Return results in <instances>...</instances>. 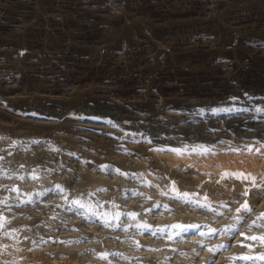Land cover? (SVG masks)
<instances>
[{"label":"rangeland","instance_id":"obj_1","mask_svg":"<svg viewBox=\"0 0 264 264\" xmlns=\"http://www.w3.org/2000/svg\"><path fill=\"white\" fill-rule=\"evenodd\" d=\"M19 1L20 0H4V1L0 0V6H1L0 7L1 9L0 10V21H1L0 22V60L1 58L2 59L4 58L3 60H5V64H7L6 66L9 68V72L12 76V77L10 76V78H12L11 80L13 81L16 80V86L21 88V90L19 89V92H17L18 94L16 93L15 96L13 95V98L17 99V100L14 99L16 100L15 103L12 102L14 100H11L9 102L10 103L9 105L13 108V110L15 108L14 110L15 112H19V109L21 108L22 105L23 106L26 105L25 107H28L31 105L34 106L35 104L36 108H38L41 111L43 110L42 112L46 114H49L52 116L59 115L58 108H51L49 106L48 107L42 106V108H40L39 105L36 104L33 99L38 98L37 96H39L41 91L44 89L42 88L44 84L52 85L54 84V81H56L59 78V74L56 73L57 71L54 74L53 71H49V69H46L48 68V65L51 64V59H55V55H58L57 52L60 55H63V54L66 55L68 52V55L65 56L66 59L63 60V62L64 61L65 62L62 63L61 66H62V69L63 67H65L64 71H66L67 73L69 72L73 74V75L72 74L69 75L68 73L69 77L67 78H69L70 81L78 82V80L85 78L88 80L91 79L89 80V82H93L91 83V85L93 84V86L96 85L95 83H98L97 86L104 85V84H105L104 86H106L107 84L114 86L116 84L115 87L118 84H120L118 85L119 87L117 86L115 89L117 90V92L113 94V97L115 96L114 99L117 100L119 103L123 104V107L120 110L112 108L111 106H108L106 104L104 105V104L94 103L89 108H86L85 111L87 113H89L90 115L93 114V116L97 115L105 119L107 118L109 121H111L110 128L113 131L116 130L115 131L116 133L118 134L120 133L119 135L123 134L122 136L125 135L126 137H129L132 140L134 139V141H139L142 139L141 141L145 142V144L147 145L145 147V151L148 153L149 152L156 153L155 151L161 150V148L162 149L168 148V150L175 148V149L181 150V152L179 153L180 154L179 156L177 152L170 154L171 156L173 155L172 157L168 154L169 157L167 156L168 158L166 160L164 159V161L161 163L159 167L160 169L159 174L165 177V181L168 184H167V187H165L166 183L164 185L161 183L160 184L161 187H158V189L157 187L155 188L151 186V181H150L151 179L150 177H147L148 173L146 171L145 172L147 174H144L145 172L143 171L141 172L140 169L137 171V169H133L132 167L130 168L126 166L123 169L120 168L121 170H119L117 168L113 169V168H108V167L105 168L104 166L100 167L97 164L98 166L97 168L95 166L96 163L91 164L90 162V165L86 167L83 166L82 169L84 170L81 171L80 167H78L77 165H71L67 167L62 166L58 163L49 162L48 159H46L43 156L40 158V161L36 162V158L39 157V154L37 151L28 152V150H26V152L25 151L22 152L23 154L22 156L16 154L15 152H11V154L10 153L7 154L6 152L5 153L0 152V254L2 253L5 254L7 252L9 253L10 252L12 253L20 252L24 249H25V252L27 253H34V252L43 253V252H47L48 250H51L52 253L57 254L58 252H65L68 249H75V250L81 251L85 257H88V260L89 258L90 260H92L94 259L95 254L97 253L98 255L103 254L102 251H97V250H102L103 244H105L110 250L114 252L115 255H113V252L111 253L114 258L119 257L120 251L124 249H127V250L130 249L131 255H134L135 253L138 252L136 250L138 245H139L138 247L139 249L141 248V250H143L144 248H143V244L137 242L136 241L137 239L135 237L133 238H135L136 240H134L133 238L132 239L130 238L131 234L137 233L138 230L132 224L130 217L127 215L128 212L126 211H129L131 208H135L136 210H138V213L141 214L142 216L143 211H144L143 208L146 207L148 204L150 205V203L148 202L159 203L161 201L160 199L163 196V194L169 193V190H168L169 182L170 184H171V181H174L175 183L178 182L174 178L173 180L171 179L173 177V172L176 168L179 169V168H182L183 166V168H186V169L192 168V169H195L196 171H199L198 173H199L200 179L198 177L196 178L195 182H197V184L194 183L192 187L193 190H190V191L192 193L193 191L195 192L196 190L197 193L193 192L192 194L194 195L198 194V195H195L194 197L196 196L197 198L201 197L200 199L202 200L204 198V200H206L207 202H211L214 200L213 198L214 191H216L218 189L217 187L221 183H223L224 174H222L223 172L222 170L219 169L220 168L219 166H220V163L222 164L224 159L226 160L229 158L230 160V158L233 157L231 158V160L232 159L234 160L237 158L236 160H238L240 165L241 166L243 165L244 168L245 167L247 168L249 167V165L251 166L252 164V166L257 169H263L264 167L263 166L264 165L263 163L264 162L263 161L264 160V144H263L264 142L263 141L264 140V96L259 91L260 89L259 86L261 85L258 86V84H254V83L251 84L249 80H242L241 82L236 83L237 85L234 84L233 88L231 89L228 88L229 90H227V93L225 95L223 91L224 88H222V86L215 85L214 87L218 89L219 92H213L211 94L212 96L210 98L211 100L204 102V103H202V101H200L199 99L194 100V99H191L190 97L193 94L199 95V94H205L209 92V90L205 89V87L203 86V79L206 76H209L210 74L214 72H217L215 71L213 66L217 62V57L215 56H218V55H216L215 53L212 54L211 52L207 53V51H205L203 45H201L199 42L200 35L206 34L207 37H209V40L211 39L210 40L211 42L215 41V43L219 44V46L222 49H224L222 56L226 58L227 62L229 61L227 64L231 66V71L234 74H239V73L243 74V72L244 73L247 72L251 74L252 76L254 75V77L256 76L258 78V76H261L262 78H264L263 76L264 73L261 72V69L263 67V63H262L263 59L255 58L252 55L250 56V54L247 53V51L240 49L241 45L239 47L236 46V44H238L239 41L241 42L242 35L251 37L252 33H255V34L252 36L251 39L256 37L255 39L258 38L259 40L262 39V41H264V35H263L264 34V31H263L264 30V0H121V4L119 5L118 10H113L111 12L112 14L106 15L105 17H102L101 19L95 16L93 9L106 8L110 5V2L112 0H90V4L91 2L92 4L88 7L90 8L92 6L93 9L92 8L89 9V8H85V6L77 5L76 3H79V1L77 2V0H67L71 2L73 1L72 2L73 5L69 7H66L67 6L66 5L65 8L62 5L53 6L54 5L52 3L54 2L53 0H31L32 2L29 0L28 1L29 4L22 0L21 1L23 3ZM59 7L60 9L57 11ZM3 8L4 9L7 8V9L4 10ZM209 8H211V10L214 13H211V14L207 13L208 14L207 15L206 12ZM87 9H89L90 11ZM120 10H121V13H120ZM22 12H23V15L26 14V17H28V20H30L29 25L34 23L35 25H38V26L56 28V32L59 30L63 31L64 29L63 34L65 36L64 35H58L59 37L51 36L49 38V41L44 47L42 46L33 47L32 44L34 42H35L34 44L42 43V39L45 38L44 32H39L41 34L39 33L37 34V33H32V32L27 31L26 34L18 35L16 32H12L9 29L5 30V27L7 26L10 27L14 25L18 17L22 16V15L18 16ZM237 15L239 16L245 15L244 17L243 16L242 17L243 18L246 17L247 20L245 24H242L241 27H239L240 34L242 33L241 38H238L237 43H234L231 40V35L226 30V28H228L230 25L229 23V20H231L230 18L237 16ZM151 19L153 21L159 20V22L163 26H172L176 21L181 24L183 23L182 25L183 27H185L184 28L185 31H183L184 29H182V31L178 32L173 28L169 30V32L171 31L170 34L169 32L167 34L165 33L163 34L162 32L158 31V27L160 26L157 27L156 25V27H153L151 39L150 38L148 39L147 36H145L142 32H140V30L138 29L139 28L138 26L139 25L149 26L152 24L154 25V22ZM105 23L110 24V25H116L119 27H126V28H131V29L133 28L134 33H133V30L131 29L130 30H131V33L136 35L135 38L138 41L137 43H139L138 46H136V48L133 47V45L131 46L129 45V47H126V46L123 47L122 44H120V42L119 43L118 42L109 43L105 41V43H103L101 39L104 37H101L95 40V42L98 43L96 44L97 45V49H96L90 43L87 44L84 41L80 42L79 41L80 39H78L77 37L76 39H74L75 33H77L80 27H83L84 25H89L92 28L98 29L100 28L101 24H105ZM54 25H57V26H54ZM247 32H250V34ZM245 33L247 34L244 35ZM62 36L66 37L67 40L63 38ZM183 39L184 41L185 39L187 42L189 41L187 46L190 45L189 48L193 50L191 52L196 54L193 56V58H191L192 55L190 54L186 56L184 52V48L181 45ZM24 40H25V43L23 42ZM65 40L67 41L66 43L64 42ZM21 41L22 43H20ZM54 41H57V43L59 44L58 45L59 47L57 46V43H56L57 47L52 46L53 48L52 50L54 51L56 50L55 52L50 50L51 49L50 44L53 43ZM100 41L102 44H99ZM222 42L226 44V46L223 44L224 46L223 47L221 45ZM61 43L67 47L65 46L61 47L60 46ZM147 45L149 46L148 49L146 48ZM68 46L70 47L69 49H68ZM77 46H79V48ZM90 46L92 47L90 48ZM143 47L144 49L146 48L145 50L148 53L146 54L147 58H148V55L149 56L152 55L149 58L150 60L147 58L144 59V57L140 55H135L137 53L136 51L138 50V48L142 52L144 50L142 49ZM26 48L28 51H26ZM81 48H83V51ZM127 48L129 49L125 50ZM132 48L133 49L135 48V49L133 50ZM149 49L150 50L152 49L153 51L152 50L150 51ZM29 50L30 51L32 50L31 53H29L30 52ZM61 50H63L64 53H62ZM33 51L34 52L37 51L36 52L37 54L34 53L36 54L34 56H37L39 53L37 57L39 58V60L37 62L40 63V66H38V68L36 69H33L26 63L30 57H33L32 55L31 56L29 55V54H32ZM44 51L47 53L45 54ZM120 51L123 53V55L121 54L122 57L119 63H116L115 61L112 63L113 54L118 53ZM130 51L132 52V54L133 52L134 53L136 52L133 57ZM51 52L53 53L51 54ZM80 52H82L83 54ZM26 53H29V54H26ZM153 53H154V57H153ZM197 53L199 54V56ZM49 54L50 56H48ZM13 55H15L16 57ZM52 55H53V58H52ZM71 55L73 57H70ZM25 56L27 57L29 56L28 59H25ZM46 57L48 59H45ZM69 57L73 59L75 58V60H72L71 62ZM92 58H93V62H92ZM123 58H125V60L121 61L123 60ZM215 58L216 60L214 61L213 59ZM86 59H88L87 61L89 62H86ZM184 59L187 61H185ZM55 61L56 60H53L52 63H54ZM74 61L75 63H73ZM145 61L146 62L150 61V62L146 63ZM189 62H190V66L192 65V67L189 66ZM63 64H66V65H63ZM119 64L121 67H119ZM45 66L46 68H44ZM137 66H139L138 69H137ZM191 68H192V71H191ZM44 69L49 71V74L47 71L45 72ZM35 70L38 73L40 72L39 75L41 73L45 75L44 76L41 74V78L39 82L38 80L33 81L35 79L31 78V73L28 74V72H31V71L35 72ZM135 70L136 71L138 70V71L134 73L133 71ZM140 72H141V75H138L140 74ZM51 73L54 74V75L52 74L54 78L51 76ZM118 73L120 74L122 73L121 77L117 76V80L119 79L117 81L118 83L114 82V85H113V83L112 84L110 83L112 82L111 80L110 82L109 80L108 82H106L107 80L104 77L109 76L110 74L112 75L115 74L114 76H116L118 75ZM206 73L207 75H205ZM73 76L75 80L73 79ZM140 76H142V78ZM123 77L125 78L123 79ZM168 77L173 80H177L178 82L184 81L183 83H185V88H184L185 90L179 91L180 93L182 94L185 93V95H187L186 103L181 105V108L180 106H177L176 104L173 105L174 103H172V99H171L172 95L170 94L171 95L170 96L169 93H167L168 90L165 87H164L165 89L163 88L164 84L162 83L164 82V79ZM42 78H44L43 81H42ZM103 78L105 79V81H102L104 80ZM135 79L136 80L142 79L141 81L145 82L143 83L144 84L143 86L145 88L147 87L146 88L147 90L145 89V93H147L145 94L146 96H148L149 94H152L154 91L153 94H157L158 97L161 96L160 99L163 103L151 105L148 108H144V109L142 107L139 108L140 106L135 105L136 101L138 100L137 99L138 96L131 95L132 90L133 91L135 90V88L133 89V86H132L134 82H135V86H137L136 81H134ZM5 83L6 82H0L1 84L0 86H4V89L3 87H0V96L2 95L5 97V95H7L8 97L9 96L8 93L10 92V90L8 88V85H6ZM125 85L129 86L128 87L129 91L123 88ZM46 89H48V87ZM118 90L122 91L123 93ZM125 90L128 91L129 93L131 90V94H128V92H126ZM43 91L41 95L43 94ZM20 92H23V93H20ZM25 93L29 97H27ZM32 94L33 95L36 94V96H33ZM133 94H136V93L133 92ZM142 99H144V97ZM176 106L178 109L176 108ZM181 109L185 111L177 112ZM213 109H217V110L227 109L228 115L219 116L220 114H222L221 113L222 111H218L214 114L212 112ZM174 111H176L179 114H181L182 112H183L182 114H185V113L193 114V115L195 114V115H198L200 119L198 121L178 120V121H175L174 123H171L172 120L163 121V119H165L164 114L166 115L165 117H169L168 113L169 114L176 113ZM128 118L130 120H128ZM253 118H255L256 120L258 119L257 120L258 123L256 120L253 121ZM249 119L251 120L249 121ZM125 120H128L129 123L131 122V124L127 126L124 125L123 123ZM167 121L170 122L171 125ZM249 122L254 125H250ZM164 123L165 124L167 123V124L164 125ZM168 124L169 126H167ZM252 126H253V129H252ZM56 133L54 137L56 136L57 139L58 138L61 139L62 137L61 133L62 135L64 134L63 137H65L66 136L65 134L67 132L65 128H62L60 131H58L57 134ZM17 141L19 142V140ZM121 144H124L125 146V143L121 142ZM192 148L198 149V150L200 149V150L193 151ZM204 148H206L208 151L206 154H201L202 149ZM173 157H174V160H172ZM24 158L26 160H24ZM33 159L36 162V164L30 162ZM177 161H180V162H177ZM187 164L189 165L188 167H187ZM226 164H229V163H226ZM91 165H93V167H90ZM85 168H88V169L91 168V169L89 170L86 169L87 171H85ZM211 169L214 170V173H212L213 170ZM79 172L80 173L87 172L88 175H90V179L92 180L91 186L94 185L93 187L90 188V190L92 193L91 198L93 200L92 201L93 204L91 206L93 210L95 211V215H98V213L101 214L103 211L102 209L110 205L109 202L108 203L106 202V197L108 196L109 190L111 188H114L119 191V194H120L119 199H121L123 207H124L123 209L126 212V214L124 212L121 219L119 220V225L125 224L126 228L124 232L128 234L120 238H115L113 236L114 234H112L113 232L109 230L108 231L105 230L106 232L98 230L96 232L93 231V233L95 232L94 234H92L95 236V239H94V236L91 235L92 231H90L89 229L88 231L86 229V232H85V230H83L85 228H82L80 225L78 226L76 220L71 216L70 210L75 208L74 207L75 205L73 206V204H75L73 203V201H75L76 193H79L80 191H82L81 187L83 188V185L79 183L80 181L79 176H78V174L80 175ZM259 176H260L258 177L259 180L261 179L260 181L263 183L264 181L262 179L264 177L261 176V174ZM216 177L219 181L216 179ZM258 178L253 179L252 182H249V184L248 182L245 181V178H244V180L242 179L243 182L241 181L242 184L244 183L243 185L236 183L237 185L235 186L234 184V187H233L232 184L226 183L225 186L223 187L224 189L220 188L222 190V193H224V195L227 196V193H228L227 197H229V200L231 196L232 198H234V199L231 198L232 199L231 203L233 204L235 203L234 210L237 211L238 209L237 207L238 201H236L238 198H236V193L234 194L232 190L233 191L235 190V192L236 190L237 192L243 190L242 192L244 193L248 192V194L247 193L245 194H247V196L250 197L251 194L249 193H251L250 191L252 189L250 186L253 187L254 185H257V183L258 184L261 183L260 181L259 182L257 181ZM165 181H162V182L164 183ZM253 181H256L254 185H252L254 183ZM57 185L63 188V192L56 190ZM194 186L196 189H194ZM208 187H211V188H208ZM235 187L236 189H234ZM154 188L155 190H158V191H155ZM148 193H150L151 195ZM28 194L32 195L34 199L36 200L34 201L32 200L33 202L29 201L27 203V198L30 197ZM104 198L105 200H103ZM40 201H43V202H40ZM30 203L32 205H30ZM180 209L178 205L176 204L172 212L175 211V213H177L181 211ZM184 211L185 213L188 212L189 215L187 216L189 217L195 216L198 219H200L201 222H203V220L206 221V219L201 218L199 214H196V213L193 214L192 211L194 212V210H184ZM215 212L216 211H214L213 213L215 214ZM215 224H216V221H213V225L217 226V224H219L218 220H217V224L216 225ZM221 228H222L221 226L218 228L219 230L217 233L219 232L222 233ZM133 234L132 236H134ZM131 240H133L132 243H131ZM134 241L137 243H134ZM84 244H92L94 246L90 245V247L89 246L84 247ZM152 244L155 245L156 243H152ZM154 245L153 247L156 248L154 249L157 251V248H158L159 250L160 246L157 244H156L157 246H154ZM202 264H204V262Z\"/></svg>","mask_w":264,"mask_h":264},{"label":"bare ground","instance_id":"obj_2","mask_svg":"<svg viewBox=\"0 0 264 264\" xmlns=\"http://www.w3.org/2000/svg\"><path fill=\"white\" fill-rule=\"evenodd\" d=\"M22 1H25L28 3L29 0H22ZM53 1H54V2H52L54 4L53 6H55V5L61 6L62 5L65 8L66 5H67L66 7L73 5V3H72L73 1L72 2L67 1V0H53ZM61 1H63V2H61ZM78 1H79V3H76V2H74V3H76L77 5L85 6V8H89L88 6H90L92 4V2L90 4V0L89 1L77 0V2ZM211 2H213V1H211ZM207 3H208V1H207ZM120 4H121V0H112L110 2V5L106 8L93 9L92 6L90 8L93 9L95 16L97 18L99 17L101 19L102 17H105L106 15L112 14L111 12L113 10H118V7ZM37 6H38V4H37ZM94 8H96V7H94ZM6 9H4V10H6ZM59 9H60V7L57 9V11ZM89 9H87V10H89ZM92 9H91V11H92ZM120 13H121V10H120ZM207 13L211 14L214 12L211 10V8H209L207 10L206 14ZM54 14H53V16H54ZM18 16H21V17H18L17 21L15 20L16 22L14 21L15 23L13 26H10V27L4 26L5 30L9 29L12 32H16L18 35L19 34H26L27 31L32 32V33H37V34L39 32H44L45 34L44 33L43 34L45 35L44 36L45 38L42 39V43L34 44L35 43L34 42L33 43L34 45L32 44L33 47H38V46L44 47L47 44V42L49 41V38L51 36L59 37L58 35H64L63 34L64 29H63V31L59 30L56 32V28L38 26V25H35L34 23L29 25L30 20H28V17H26V14L23 15V12L21 14H19ZM242 16L237 15V16L230 18L231 19V20H229L230 25L228 28H226V30L231 35V40L234 43H237L238 38H241L242 33L240 34V31H239L240 28L239 27H241L242 24H245L246 20H247L246 17H245L246 19L243 18L245 15L243 17ZM55 19H53V20H55ZM153 22H154V25L152 24L149 26H146V25H139L138 26L139 27L138 29L140 30V32H142L145 36H147L148 39L149 38L151 39L153 27H156V25H157V27L160 26V27H158V31L162 32L163 34L164 33L167 34L169 32V30H171L173 28L178 32L182 31V29L185 28L182 25L183 23L181 24L177 21L172 26H163L159 22V20H156ZM4 25H6V24H4ZM54 26H57V25H54ZM1 27H3V26H1ZM256 27H257V25H256ZM95 29L96 28H92L89 25H84L83 27H80L78 29V31L76 30L77 33H75L74 39H76V37H77L78 39H80L79 40L80 42L84 41L87 44L90 43L96 49H97L96 44H98V43L95 42V40L97 38H101V37H104L101 39V41H103V43H105V41H107L109 43L110 42H114V43L120 42V44H122L123 47L124 46L129 47V45L130 46L133 45V47L136 48V46H138V44H139V43H137L138 41L135 38L136 35L133 34L134 33L133 28L131 29V28H126V27H119L116 25H110V24L105 23V24H101L100 28H98L96 30ZM130 29L133 30V33H131ZM262 30H263V28H262ZM183 31H185V29ZM243 31H245V30H243ZM170 32H169V34H170ZM247 33L250 34V32H247ZM247 33H245L244 35H246ZM39 34H41V33H39ZM201 34H202V32H201ZM254 34L255 33H252V36ZM14 35H16V34H14ZM20 36H22V35H20ZM252 36L248 37V36L242 35L243 39L241 38V42L239 41V43L236 44V46L239 47L241 45L240 49L247 51V53H249L250 56L252 55L255 58L263 59V61H262L263 67L261 69V72L264 73V41H262V39L259 40L258 38H257L258 39L257 40V39H255L256 37L251 39ZM63 38L66 39V37H63ZM66 40L64 41L65 43L67 42ZM210 40L206 34L199 36V42L201 45H203L205 51H207V53L211 52L212 54L215 53L216 55H218V56H215V57H217L218 63L216 62L215 65L213 66V68L217 72H214L212 74H210V72H209L210 75L206 76L203 79V86L205 87V89H208L209 92H207L205 94H199V95L193 94V95H191L190 98L194 99V100L199 99L200 101H202V103L210 101L211 100L210 98L212 97L211 94L213 92H219V90L214 87L215 85L222 86V88H224L223 91H224V95H225L227 93V90L233 88L234 84L239 83L242 80H249V82L251 84L254 83V84H258V86L261 85V86H259L260 87L259 91L264 96V78H262L261 76H258V78H257L256 76L254 77V75L252 76L251 74H249L247 72L244 73L243 71H242L243 74H240V73L234 74L231 71V66H229V64H227L229 61L227 62L226 58H224V56H222L224 49H222L219 46V44L215 43V41L211 42ZM101 41L99 44H102ZM23 42L25 43V40ZM188 42L186 41V39H185V41L183 39L181 45L184 48V52H185L186 56H188V54H190V55H192L191 58H193V56L196 54L191 52L193 50H191L189 48L190 45L187 46ZM223 42L221 44L222 46L224 44ZM20 43H22V41ZM56 43H57V41H54L53 43L50 44V48H51L50 50L53 49L52 46L53 47L56 46ZM225 43H226V41H225ZM58 45L59 44L57 43V46ZM158 45H160V44H158ZM224 45L226 46V44H224ZM60 46L64 47L65 45H63L61 43ZM92 46H90V48ZM147 46H146V48L148 49L149 46L148 47ZM29 47H27V48H29ZM65 47H67V46H65ZM77 47L79 48V46H77ZM27 48H26V51H28ZM69 48L70 47L68 46V49ZM60 49H62V48H60ZM81 49L83 51V48H81ZM128 49L129 48H127L125 50H128ZM142 49H144V47ZM145 49L141 52L140 49L138 48V50L136 51L137 53L135 52L136 54L134 52L132 54L131 51H130V53L132 54V57L135 54V55H140V56L144 57V59H146L147 58L146 54H148V53ZM43 50H44V48H43ZM47 50H45V51H47ZM63 50H61L62 53H64ZM31 51L29 53H31ZM34 51H35V49H34ZM34 51L32 52V54L26 53V54H29L30 56L32 55L33 57H30L28 59L29 56L28 57L25 56V59H28V61L27 62L25 61V62L27 63V65H29L33 69H36V68H38V66H40V63L37 62L39 60V58H37L39 53L37 56H34L37 54L36 53L37 51L36 52H34ZM52 51H54V50H52ZM139 51H140V53H139ZM38 52H39V50H38ZM120 52L113 54L112 63L114 61L116 63H119V61L123 55V53L122 52L120 53ZM34 53H36V54H34ZM46 53L47 52H45V54ZM52 53L53 52H51V54ZM80 53H82V52H80ZM245 53H244V55H245ZM57 54L58 55H55V59H51V64L48 65V68H46V66L44 68L49 69V71H53L54 74L57 71L56 73L59 74V78L56 81H54V84H52V85L44 84V86H42V88H44L43 89L44 91L42 90L43 94L41 95V93H42V91H41L39 96H37L38 98L33 97L34 98L33 100L35 101L36 104L39 105L40 108H42V106L43 107L49 106L51 108H58L59 109V113H58L59 115H56V116H54V115L52 116V115H49V114L42 112L43 110L41 111L38 108H36L35 104H34V106L31 105L28 107H25L26 105L23 106L21 104L22 106L19 109V112H15L14 111L15 108L13 110V108L9 105L10 104L9 102L11 100L16 99V98H13V95L15 96V94L17 92H19V89L21 90V88L16 86V80H14L15 82L13 80H11L12 78H10L11 74L9 72V68L6 66L7 64H5V60H3L4 58L3 59L1 58V60H0V82H6L5 84L8 85L10 92L8 93V95H9L8 97L5 94H3V95H5V97L2 95L0 96V97H2V98H0V152H4V153L6 152L7 154L8 153L11 154V152H15L16 154L22 156L23 151H25V152H26V150H28V152L29 151H37L39 154V157L36 158V162L40 161V158L43 156L46 159H48L49 162L58 163L62 166L67 167V166H71V165H77L78 167H80L81 171L84 170V169H82V167L83 166H85V167L89 166L90 162H91V164L96 163L95 166L97 168H98L97 164L100 167L101 166H107L108 168H113V169L117 168L119 170H121L120 168L123 169L126 166L130 167V168L132 167L133 169H137V171L139 169L141 170V172L146 171L149 175L146 172L144 174H147V177H150L151 186H153L155 188L157 187V189H158V187H161L160 186L161 183L163 185L166 183L165 187H167L168 183L165 181V177H163V175L159 174V170H160L159 167H160L161 163L164 161V159L166 160L169 157L168 154L169 155L173 154L175 151H170V149L168 150V148L167 149L161 148L162 151L161 150L155 151L157 154L156 153H150V152H149L150 153L149 154L148 152L145 151V147L147 145L145 144V142L141 141L142 139L141 140L138 139L139 141H134V139L132 140L129 137H126L125 135L122 136L123 134L119 135L120 133L118 134L115 132L116 130L113 131L110 128V123H108L109 120L107 118L105 119V118L99 117L97 115L93 116V114L90 115L89 113H87L85 111L86 108H89L94 103H96V104L99 103V104H104V105L106 104V105L111 106L112 108H115L118 110H120L123 107V104H121L117 100H115L114 99L115 96L113 97V94H115L117 92V90H115L116 87L118 85H120V84H118L115 87L116 84L114 85V82L116 83L119 80V79L117 80V76L121 77V74L123 72L121 74L118 73V75H116V76H114L115 74L114 75L110 74L109 76L104 77L107 80L106 82H108V80L110 82V80H111L112 82H110V83L111 84L113 83L114 86H112L110 84L109 85L107 84L106 86H104L105 85L104 83H103L104 85H99V86H97L98 83H95L96 85L93 86V84L91 85V83H93V82H89V80H91V79L88 80L85 78L78 80V82L70 81V79L67 78V77H69L68 76L69 72L67 73L66 71H64L65 67H63V69H62V66H61V64L65 62V61L63 62V60L66 59L65 56L68 55V52L66 55L65 54L60 55L58 52H57ZM201 54H203V53H201ZM182 55H183V53H182ZM13 56H15V55H13ZM48 56H50V54ZM151 56L148 55L147 59H149ZM198 56H199V54H198ZM198 56H197V58H198ZM47 57L45 59H48ZM70 57H73V56L71 55ZM70 57H69V59L71 60V62H72V60H75V58L73 59ZM153 57H154V53H153ZM52 58H53V55H52ZM85 58H83V59H85ZM7 59H9V58H7ZM53 60H56V61L54 63H52ZM61 60H62V62H61ZM87 60L88 59H86V62H89ZM124 60H125V58H123V60H121V61H124ZM197 60H199V59H197ZM213 60L215 61L216 58ZM185 61H187V60H185ZM77 62H78V60H77ZM92 62H93V58H92ZM149 62H146V63H149ZM170 62H172V61H170ZM170 62H168V63H170ZM69 63H70V61H69ZM73 63H75V61ZM151 64H153V63H151ZM63 65H66V64H63ZM8 66H9V64H8ZM189 66H190V62H189ZM119 67H121L120 64H119ZM122 67H123V65H122ZM190 67H192V65ZM138 68H139V66H137V69ZM39 69H41V68H39ZM174 70H175V68H174ZM24 71H25V69H24ZM46 71L47 70H45V72ZM49 71H47L48 74H49ZM137 71L135 70L133 72L135 73ZM191 71H192V68H191ZM197 71H198V69H197ZM41 72H42V70H41ZM30 73H31V78L35 79L33 81L38 80V82H39L42 73L39 75L40 72L38 73V72H36V70H35V72L34 71L28 72V74H30ZM52 74L53 73H51V76H52ZM70 74H72V73H69V75ZM42 75H44V74H42ZM75 75H77V74H75ZM138 75H141V72ZM138 75H136V76H138ZM205 75H207V73ZM74 76H73V79H74ZM78 76H79V74H78ZM85 76H87V75H85ZM125 77H127V76H125ZM125 77H123V79ZM140 77L142 78V76H140ZM140 77H139V79H140ZM173 78H175V77H173ZM43 79L44 78H42V81H43ZM76 80H77V78H76ZM141 80H136V79L134 80V81H136L137 86H135V82L133 85L130 84L133 86V89L135 88L134 91L132 90V94H131V90H130V93L128 92L129 86L125 85L126 88H125V86L124 87L121 86L124 89L128 90V91L125 90L126 92H128V94L138 96V98H137L138 100L136 101L135 105L140 106L139 108L142 107L144 109V108H148L151 105L163 103L160 99L161 96L158 97L157 94H153L154 91H153V93L151 92L152 94H149L148 96L145 95V94H147V93H145V89L147 87L145 88L143 86L144 85L143 83H145V82H142ZM102 81H105V79ZM183 82H178L177 80H173V79L168 77V78L164 79V82L162 83V84H164L163 88L165 87L168 90L167 93H169V95L170 94L172 95V96L171 95L170 96L172 97L171 99H172V103H174L173 105L176 104L177 106H180V108H181V105L185 104L186 100H187L186 99L187 95H185L184 92H183L184 94L179 92L180 90H185L184 89L185 83H183ZM247 83H248V81H247ZM6 85H5V87H6ZM46 86L48 87V89H46L47 88ZM0 87H3V89H4V86H0ZM4 91H6V90H4ZM118 91H120V90H118ZM122 91H123V89H122ZM122 91H120V92H122ZM133 92L136 94H133ZM20 93H23V92H20ZM25 95L27 97H29L26 93H25ZM33 96H36V94H34ZM259 96H260V94H259ZM21 97H23V96H21ZM143 97H144V99H142ZM16 100H14L12 102L15 103ZM132 104H133V102H132ZM177 106H176V108H177ZM173 110H175V109H173ZM181 111H183V110L181 109L177 112H181ZM174 112H176V111H174ZM177 112L173 113V114L170 113L171 115L168 113L169 117H165L166 115L164 114L165 119L162 118L163 121H165V120L171 121L172 120L171 123H174L175 121H178V120L198 121L200 119V117H198V115H195V114L194 115L193 114H186V113L182 114L183 112L181 114H179ZM221 113L222 114H220V115L218 114V115L219 116L228 115L227 111H222ZM229 114H230V112H229ZM139 119H140V117H139ZM128 120H130V119L128 118ZM128 120H125L123 124L126 126L131 124V122L129 123ZM250 120L251 119H249V121ZM254 120H256V119L253 118V121ZM161 123H163V122H161ZM168 123L170 124V122H168ZM257 123H258V121H257ZM259 123H261V122H259ZM166 124L164 123V125H166ZM169 124L167 126H169ZM250 125H254V124L250 123ZM118 126H119V124H118ZM249 127H251V126H249ZM62 128L66 129V132H67L65 134L66 136L63 137L64 134L62 135V133H61V136H62L61 139L60 138L57 139L56 136L54 137V135L56 132L58 133V131H60ZM252 129H253V126H252ZM59 135H60V133H59ZM17 140H19V142ZM35 141H38L39 143H34ZM121 142L125 143V146H124V144H121ZM263 144H264V142H263ZM206 148H204V149H206ZM53 149H55V150H53ZM187 151H189V150H187ZM28 152H27V154H28ZM179 155L180 154H178V156ZM186 156H187V154H186ZM236 157H237V155H236ZM231 158H233V157H231ZM231 158H230V160H229V158L226 160L224 159L223 162L221 161L222 164L218 161L220 163L219 169L222 170V172H223L222 174H224V177L226 179L223 176H221V177H223L224 180L222 179L223 183H221V184L219 183L220 185L217 187L218 189L216 191H214V194H213L214 200L213 201L207 202L206 200H204V198H203V200L200 199L201 197H199V196H198L199 198H197V196L194 197L195 195H198V194L194 195V194H192L194 191L191 193L190 190H193L192 187H193L194 183L197 184V182H195V181H196L197 177L199 178V173H198L199 171H196L195 169H192V168L186 169V168H183V166H182V168H179V169L176 168L174 170L173 177L171 178L172 180L174 178L178 182L175 183L174 181H171V184H170V182L168 181L169 182V186H168L169 193L163 194L161 199L159 198L161 200L159 203L148 202V203H150V205L148 204L146 207H144L145 209L143 208L144 211H143L142 216H141V214L138 213V210H136L135 208H131L129 211H126V212H128L127 215L130 217L132 224L138 230L137 233H135V234L132 233L134 236H132V234H131L130 238L132 239L133 237H135L137 240L135 238H133V239L136 240L137 242L143 244V248H144L143 250H141V248L140 249L138 248L139 245H138V247L136 246L138 248V249L136 248V250L138 252L135 254L133 253L134 255H131L130 249L129 250L124 249V250L120 251L119 257L114 258L111 254L113 251L110 250L105 244H103L102 250H97V251H102L103 254H101V255H104V252H105V254H107V258L106 259H100L99 256H101V255H98V253H97L94 255L95 257L92 260H90V258L88 260V257H85L81 251H78L75 249H68L65 252H58L57 254L52 253L51 250H48L47 252H43V253H36V252L27 253V252H25V249L24 250L21 249L22 251L19 250L20 252H13V253L7 252L5 254L4 253L0 254V264H202L203 262H204V264H210V262H212V261H214L215 264H264V259H261V257H264V240L251 239V237H258V238L264 237V217H262V215H261V214H264V182L262 183L260 181L261 179L259 180V178H258V177H260L259 176L260 174H261V176L264 177V167H263V169H257L255 167H253L251 164V166L249 165V167L244 168V166L243 165L241 166L239 161L236 160L237 158L234 160L233 159L231 160ZM26 159H27V157H26ZM26 159L24 158V160H26ZM175 159H176V157H175ZM172 160H174V157L172 158ZM30 162L36 164L34 159L31 160ZM177 162H180V161H177ZM226 163H229V164H226ZM182 164H184V163H182ZM254 164H255V162H254ZM188 166L189 165L187 164V167ZM192 166H193V164H192ZM90 167H93V165H91ZM86 169L89 170L91 168H89V169L85 168V171H87ZM73 170H74V168H73ZM211 170H213V169H211ZM170 171H172V170H170ZM210 172H212V171H210ZM212 173H214V170ZM225 173H227L229 175H225ZM233 173H242L243 177L237 178L236 176L231 175ZM76 174H78V173H76ZM78 176L80 179L79 183H81L83 185V188L81 187L82 191H80L79 193H76V195H75V201H78L79 204H76V203L73 204V206L75 205L74 206L75 208L70 210L71 216L76 220L78 226L80 225L82 228H85V229H83V230H85V232H86V229L87 230L89 229L90 231H92L91 235L94 234L98 230L103 231V232H106L109 230V231L113 232L112 234H114L113 236L115 238H120V237H123L124 235L128 234V233L124 232L125 228H126L125 224L119 225V220L121 219L122 215L125 212V210L123 209L124 207H123L122 201H121V199H119V196H120L119 191L117 189L111 188L108 192V196L106 197V202L107 203L109 202L110 205L104 207L102 209L103 211L101 214L98 213V215H95V211L93 210V208L91 206L93 204V202H92L93 200L91 198L92 193H91L90 188L93 187L94 185L91 186L92 180L90 179V175H88L87 172H84V173L82 172V173H80V175L78 174ZM244 178H245V181L248 182V184H249V182H252L253 179H257V178H258L257 181L261 182L259 184L257 183V185H254L256 183V181H253L254 183L252 185H254V186L253 187L250 186L252 188L250 191L251 193H249V194H251L250 197L247 196L248 192H245V193H247V194H245L244 192H242L243 190L238 191V192H237V190H236V192H235V190L234 191L232 190V188L234 187V184H235V186L237 184H242ZM216 179H217V177H216ZM249 179H251V180H249ZM262 180L264 181V178ZM162 181H165V182L163 183ZM197 181H198V179H197ZM226 183L232 184L233 187L231 188V190L234 194L236 193V198H238L236 200V201H238L237 202L238 203L237 211L234 210L235 209L234 208L235 203L234 204L231 203L232 199H234V198H232V196H231L232 199L230 198V200H229V197H227L228 193L226 196V195H224V193H222V190L220 189V188H223ZM228 186H230V185H228ZM155 188H154V190H155ZM208 188H211V187H208ZM194 189H196L195 186H194ZM215 189H216V187H215ZM234 189H236V187ZM155 191H158V190H155ZM163 192H164V190H163ZM195 192H196V190H195ZM185 193L187 194L186 199L188 202H185L184 198L175 199V197L178 194L182 195ZM148 194H150V193H148ZM29 196L30 197L27 198V203L29 201L36 200V199H34V197L32 195H29ZM103 200H105V198ZM37 201H39V200H37ZM40 202H43V201H40ZM245 203H247L248 209H250V211H245L242 208V206ZM176 204L178 205L179 209L181 208L180 209L181 211H179L177 213H175V211L172 212L173 208L175 207ZM30 205H32V204L30 203ZM80 205H83V206H80ZM202 205H204V206H202ZM184 210H194V212L192 211L193 214H195V213L199 214L201 216V218H205L206 221L203 220V222H201L200 219H198L195 216L189 217V216H187V215H189L188 212L185 213ZM214 211H216L215 214L213 213ZM126 212H125V214H126ZM133 215L135 218H133ZM217 220H218L219 224H217ZM213 221H216L217 226L213 225ZM105 222H107V223H105ZM145 226H147V230H145ZM220 226L222 227L221 228L222 233L221 232L217 233L219 230L218 228ZM211 230H215V231H211ZM93 231H95V232L93 233ZM119 231L122 233H120ZM117 232H119V233H117ZM92 236H94V235H92ZM94 239H95V236H94ZM132 241L133 240H131V243H132ZM137 242L134 241V243H137ZM152 243H156L157 245H159L160 246L159 250L157 248V251H156L155 250L156 248L153 247L154 244H152ZM93 244H95V243H93ZM156 244L154 246H157ZM90 245H92V244H84V247L85 246L90 247ZM222 245H223V247H221ZM92 246H94V245H92ZM113 254H114V252H113ZM241 257H251V259H241Z\"/></svg>","mask_w":264,"mask_h":264},{"label":"snow or ice","instance_id":"obj_3","mask_svg":"<svg viewBox=\"0 0 264 264\" xmlns=\"http://www.w3.org/2000/svg\"><path fill=\"white\" fill-rule=\"evenodd\" d=\"M218 111H228L227 109H220V110H217V109H213L212 110V112L215 114L216 112H218ZM108 123H110L111 124V121H108ZM34 143H39L38 141H35ZM149 143H150V141H149ZM53 150H55V149H53ZM161 151H162V149H161ZM170 151H175V152H177L178 154L180 153V151L181 150H178V149H171ZM193 151H199L198 149H193ZM207 149H203L202 150V152H201V154H206L207 153ZM71 155V154H70ZM105 168L107 167V166H104ZM225 175H229V174H227V173H225ZM231 175H234V176H236L237 178H241V177H243V174L242 173H233V174H231ZM33 178H35V177H33ZM56 190L57 191H61V192H63V188L61 187V186H59V185H57L56 186ZM182 198H184L185 199V202H188L187 201V194L185 193V194H178L176 197H175V199H182ZM73 203H76V204H79V202L78 201H73ZM80 206H83V205H80ZM202 206H204V205H202ZM242 208L245 210V211H250V209H248V205H247V203H245L243 206H242ZM239 211V210H238ZM262 215V217H264V214H261ZM133 218H135L134 217V215H133ZM105 223H107V222H105ZM145 230H147V226H145ZM211 231H215V230H211ZM251 239H261V240H264V237H251ZM221 247H223V245L221 246ZM113 255H115V254H113ZM99 258L100 259H106L107 258V254H104V255H101V256H99ZM241 259H251V257H241ZM261 259H264V257H261ZM210 264H215V262L214 261H212V262H210Z\"/></svg>","mask_w":264,"mask_h":264}]
</instances>
